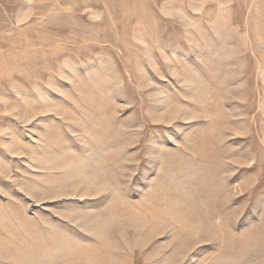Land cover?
<instances>
[{
  "label": "rangeland",
  "instance_id": "374dc122",
  "mask_svg": "<svg viewBox=\"0 0 264 264\" xmlns=\"http://www.w3.org/2000/svg\"><path fill=\"white\" fill-rule=\"evenodd\" d=\"M0 264H264V0H0Z\"/></svg>",
  "mask_w": 264,
  "mask_h": 264
}]
</instances>
